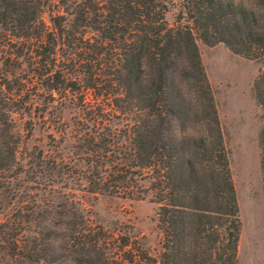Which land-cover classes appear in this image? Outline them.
I'll return each instance as SVG.
<instances>
[{"label": "trees", "instance_id": "16d2710c", "mask_svg": "<svg viewBox=\"0 0 264 264\" xmlns=\"http://www.w3.org/2000/svg\"><path fill=\"white\" fill-rule=\"evenodd\" d=\"M169 1L0 0V173L15 155L3 141L7 100L19 109L36 97L64 104L82 88L79 102L117 111L127 128L125 156L89 192L135 198L143 178L161 234L152 256L94 224L71 195L13 205L0 208V264H236L235 191L196 40L260 64L251 90L264 189V0H178L173 26Z\"/></svg>", "mask_w": 264, "mask_h": 264}, {"label": "rangeland", "instance_id": "374dc122", "mask_svg": "<svg viewBox=\"0 0 264 264\" xmlns=\"http://www.w3.org/2000/svg\"><path fill=\"white\" fill-rule=\"evenodd\" d=\"M179 5L178 0L166 4L168 26L174 25ZM196 46L214 99L235 191L240 222L236 264H264V189L257 144L261 119L251 90L260 64L221 44L206 46L196 40ZM10 70L15 79L22 78L16 69ZM2 79L0 63V83ZM83 94L82 88L68 94L64 104L55 100L45 105L36 97L24 109L7 100L10 130L3 141L15 145V155L11 168L0 173V208L33 203L44 207L71 195L83 214L108 234L134 240L149 255H157L161 234L156 228V205L150 192L143 191V178H135V198L111 193L107 186L101 193L89 192L96 189V183L100 185L98 177L103 179L112 171L111 165L125 156L127 128L125 117L117 111L79 102ZM96 145L103 148L98 150Z\"/></svg>", "mask_w": 264, "mask_h": 264}]
</instances>
